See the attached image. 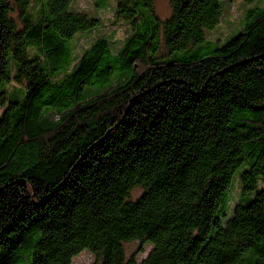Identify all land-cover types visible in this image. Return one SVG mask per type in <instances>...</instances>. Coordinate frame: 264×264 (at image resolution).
<instances>
[{
    "label": "trees",
    "instance_id": "1",
    "mask_svg": "<svg viewBox=\"0 0 264 264\" xmlns=\"http://www.w3.org/2000/svg\"><path fill=\"white\" fill-rule=\"evenodd\" d=\"M72 1L0 0V264H264L263 0Z\"/></svg>",
    "mask_w": 264,
    "mask_h": 264
},
{
    "label": "rangeland",
    "instance_id": "2",
    "mask_svg": "<svg viewBox=\"0 0 264 264\" xmlns=\"http://www.w3.org/2000/svg\"><path fill=\"white\" fill-rule=\"evenodd\" d=\"M107 2V7L105 9H100L98 7V0H73L72 7L77 11H85L90 15L98 17L101 20L102 27L95 30L94 32L80 35L76 38V45H79V49H83L92 41L98 37H102L110 40L113 45L119 46L122 39L125 36V25L121 21L116 20L114 13V0H105ZM261 0H255L254 3L248 5L242 0H225L222 4V15L218 25L210 32H207V39L210 41H222L233 37L237 32L234 29H237L242 26L243 20L245 18V12L247 9L256 6L260 3ZM264 2V0H263ZM155 11L157 15L164 19L170 14V5L169 0H156L155 2ZM234 31V32H233ZM230 35V36H229ZM227 36H229L227 38ZM227 38V39H225ZM225 39V40H224ZM224 40V41H223ZM13 87V85H11ZM2 109L0 108V114ZM237 186L234 187L233 191L237 194ZM140 190L135 189L132 192L131 197L135 198L139 195ZM233 202L230 203L232 207ZM139 243L130 242L124 245L125 253L127 256L131 255L137 249ZM150 250V247L146 246L145 254L137 255L138 260H141L145 257L146 253ZM93 262V256L87 252L82 251L74 259L73 264H91Z\"/></svg>",
    "mask_w": 264,
    "mask_h": 264
}]
</instances>
